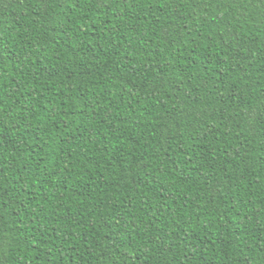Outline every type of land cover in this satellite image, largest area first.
Masks as SVG:
<instances>
[{
  "label": "trees",
  "instance_id": "trees-1",
  "mask_svg": "<svg viewBox=\"0 0 264 264\" xmlns=\"http://www.w3.org/2000/svg\"><path fill=\"white\" fill-rule=\"evenodd\" d=\"M0 264H264V0H0Z\"/></svg>",
  "mask_w": 264,
  "mask_h": 264
}]
</instances>
